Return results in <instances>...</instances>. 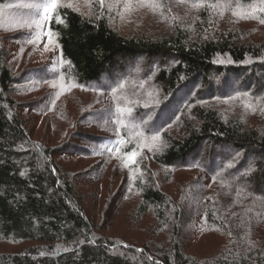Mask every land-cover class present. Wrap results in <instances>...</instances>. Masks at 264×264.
I'll return each mask as SVG.
<instances>
[{
    "label": "trees",
    "instance_id": "trees-1",
    "mask_svg": "<svg viewBox=\"0 0 264 264\" xmlns=\"http://www.w3.org/2000/svg\"><path fill=\"white\" fill-rule=\"evenodd\" d=\"M158 1L174 10L176 0ZM44 2L0 0V10L36 20L43 9L33 5ZM97 3L94 14L64 5L47 21L60 50L52 65L15 75L0 38V240L30 244L0 252V264H264V33L256 37L252 28L258 26L241 25L248 20L264 27V0H177L180 11L200 5L201 16L196 22L175 19L172 30L155 36L119 32ZM23 33L25 41L36 37ZM21 74L45 81L65 77L74 86L109 95L118 89L114 94L124 95L123 104L106 113L112 119L118 109L131 112L122 118L124 129L114 135L113 150L132 130L150 138L159 133L163 144L151 153L154 163L168 172L203 169L217 194L214 203L204 201L202 212L210 229L228 234L222 249L200 256L185 248L183 216L173 196L155 183L144 184L138 211L152 214L148 237L109 234L89 214L63 158L99 155L92 146H105L113 135L82 132L76 136L80 142L60 145L35 137L14 95ZM180 92L185 95L168 117ZM225 101L236 102L241 112L226 113ZM43 106L35 102L31 108ZM140 121L145 126L135 124ZM127 143L126 150L118 145V153L134 150ZM219 184L233 195L228 202Z\"/></svg>",
    "mask_w": 264,
    "mask_h": 264
},
{
    "label": "rangeland",
    "instance_id": "rangeland-1",
    "mask_svg": "<svg viewBox=\"0 0 264 264\" xmlns=\"http://www.w3.org/2000/svg\"><path fill=\"white\" fill-rule=\"evenodd\" d=\"M97 1L62 0V4L71 5V8L90 15L96 12L99 6ZM127 2L128 0H105L104 5L112 26L127 35L137 32L152 36L164 34L174 28L175 19L179 23H183L182 19L188 18L196 22L202 9L200 6H191L185 11H180L177 0L172 3L174 10L161 7L158 0H152L151 7L139 6L136 0H132L131 9L125 10ZM232 13L219 17L223 20L233 15ZM239 14H243V11ZM235 17L239 18L236 15ZM33 21L35 20L32 18L21 19L19 16L17 18L7 9L0 10V38L8 53V64L15 75L28 68L38 69L49 63L52 65L60 55L56 37L52 44L48 43L47 35L41 34L40 39L37 40L41 29L37 28ZM241 25L250 29L254 25L258 26L259 29L252 28L258 34L256 37L264 33V27L259 22L246 20ZM23 32L36 34V37L34 40L25 41L27 37ZM43 32H48L46 24ZM31 78L21 74L13 88L16 99L21 103V110L27 119L29 129L35 137L51 145H60L68 140L80 142L76 136L82 132L92 135H113L111 141H107L105 145L107 147L93 144L92 148H95L99 155L89 157L72 155L63 158V164L71 172V177L78 185L81 196H86L84 198L86 207L90 210L89 214L104 227L109 228L114 222L111 229L107 228L109 234L116 236L125 234L138 237L140 240L148 237L147 233L155 223L152 214L147 213L141 216L138 211L144 184L155 183L170 193L177 203V210L179 209L183 216L179 224H182L180 239L185 248L200 256L214 255L222 249L229 239L228 234L218 229H210L206 216L202 212L205 206L202 205L204 201L209 199L211 203H214L213 198L217 194V191L213 190L214 182H209V177L203 169L189 166L168 172L167 168L150 159L152 151L162 146V140L153 144L147 134L142 137L136 131L137 129L129 133L127 141L134 145L132 152L137 153L135 163L126 160L128 153H118L113 150L115 147L112 146V140L116 137L114 135L121 133L124 129V126L117 121L122 120L128 111L123 110L112 119L106 112L111 107L123 104L121 103L124 100L123 94L109 95L99 89L86 90L74 86L71 83L72 80L65 77L47 81ZM54 84L56 87H53ZM230 85L228 81L227 87H231ZM184 93L180 92L177 95L174 104L167 111L168 117L171 116V112H175V106L184 97ZM148 98L152 99L150 96ZM137 101L140 102L136 103H143L140 99ZM146 101L153 103L148 99ZM35 102H43L44 106L40 111L31 108ZM221 106L226 113L241 112V106L234 101L222 102ZM135 124L144 125L145 121L135 122ZM151 124L152 127L155 125L154 122ZM171 130L180 134L181 129L171 128ZM127 142L120 145L121 149L126 150L130 147ZM98 150H103L105 153ZM205 186L207 189L204 197L201 189ZM218 189L224 193L226 202H228L227 197L233 196L224 185L219 184ZM28 245L30 244L0 240V252H16Z\"/></svg>",
    "mask_w": 264,
    "mask_h": 264
},
{
    "label": "snow or ice",
    "instance_id": "snow-or-ice-1",
    "mask_svg": "<svg viewBox=\"0 0 264 264\" xmlns=\"http://www.w3.org/2000/svg\"><path fill=\"white\" fill-rule=\"evenodd\" d=\"M137 4L139 6H147V7H151L152 6V0H136ZM101 9L104 8L105 5V0H99ZM34 7H38V8H42L43 12L40 15L38 20L33 21V23L35 24V26L39 29H41V33H39L37 35V40L40 39V35H47L48 37V43L52 44L53 43V39H54V35L51 32V30L49 29V31L47 33L43 32V27L44 25L47 23V21L51 20L53 17V13L57 11L58 8L63 7L64 5L62 4V0H45V2L42 5H33ZM200 5L194 4L193 7H198ZM68 7H71V5H68ZM132 7V0H128V2L125 4V10H129ZM264 22V21H262ZM31 26V25H28ZM53 87H56V85L54 84ZM120 87H123V85H121ZM114 93H116L118 91V89L114 88L112 90ZM58 98V96H57ZM118 111L123 112V109H118ZM129 113L131 112V109L128 110ZM121 126H124V121L123 120H118L117 121ZM151 141L153 142V144H155L156 142H159L161 140V136L159 133L153 135L151 138ZM125 143L124 140H119L117 141V147H116V151L119 152V144H123ZM137 153L136 152H131L126 154V160L131 161L133 163H135V157H136Z\"/></svg>",
    "mask_w": 264,
    "mask_h": 264
}]
</instances>
